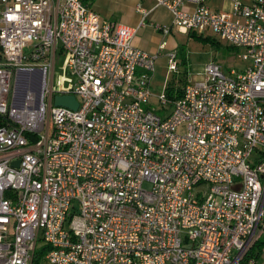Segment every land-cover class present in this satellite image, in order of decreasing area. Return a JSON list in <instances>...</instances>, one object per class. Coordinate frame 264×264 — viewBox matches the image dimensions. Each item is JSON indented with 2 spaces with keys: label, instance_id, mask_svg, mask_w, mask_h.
I'll list each match as a JSON object with an SVG mask.
<instances>
[{
  "label": "built area",
  "instance_id": "1",
  "mask_svg": "<svg viewBox=\"0 0 264 264\" xmlns=\"http://www.w3.org/2000/svg\"><path fill=\"white\" fill-rule=\"evenodd\" d=\"M89 1L0 0V264H33L39 245L46 264H255L264 0H154L173 26L218 34L246 62L207 63L181 95L158 97L159 112L149 100L165 43L133 44L149 11L131 27ZM165 55L177 69V52Z\"/></svg>",
  "mask_w": 264,
  "mask_h": 264
},
{
  "label": "rangeland",
  "instance_id": "2",
  "mask_svg": "<svg viewBox=\"0 0 264 264\" xmlns=\"http://www.w3.org/2000/svg\"><path fill=\"white\" fill-rule=\"evenodd\" d=\"M244 1L248 2L249 0ZM127 5V0L123 3L116 4L113 7L114 12L112 18L118 19L117 22L120 23L121 21L119 20L124 17L123 12ZM108 8L110 9V7ZM161 35L162 33L154 32L151 28L139 34L140 38L148 47H153L162 39L168 44L167 47L165 46V50H163L164 53L165 51H176L178 54L175 59L178 62L177 69H171L169 67L166 53L162 55L163 51L156 61L149 104L158 112L162 108L158 97L166 92V87H172L173 92L176 93L185 84L200 81L207 63L211 61L218 62L222 70L226 73H229V70L232 68L242 70L246 65V62L237 56L238 50L227 52V46L230 44L223 40L220 35L212 33L211 31L194 30L184 33L175 26H172L171 28H167L164 38ZM31 48L32 45H27L23 50L24 52H28ZM62 59L63 57L61 55L56 58V73L60 75H63V71L59 70L58 66ZM19 76L24 81V74L21 73ZM19 87L21 88L22 84ZM257 264H264V249L260 253Z\"/></svg>",
  "mask_w": 264,
  "mask_h": 264
},
{
  "label": "crops",
  "instance_id": "3",
  "mask_svg": "<svg viewBox=\"0 0 264 264\" xmlns=\"http://www.w3.org/2000/svg\"><path fill=\"white\" fill-rule=\"evenodd\" d=\"M126 0H90V7L103 19L111 20L117 22L118 19H114L113 17V7L116 4L123 3ZM128 5L125 8L123 15V18H120V23L136 27L139 20L142 17V13L139 10V7L142 9L148 10L149 14L145 18V24L141 27H138L134 37H133V44L143 49L147 52H156L158 51V46L162 43H165V46L167 47V42L165 40L160 39L157 44H155L153 47H148L145 42L140 38L139 34L144 33L148 31L149 28H151L154 32H160L162 33L161 37H165V32L157 29L155 25H160L161 27L171 28L173 26L172 24V16L170 12L162 7L155 5L154 0H127ZM244 1V0H242ZM246 2V1H244ZM249 2V1H248ZM208 5L213 9H229L230 4L227 1L224 0H208ZM110 7V9L108 8ZM169 49V48H168ZM165 50L162 49L161 52ZM160 52V54H161ZM167 51H165L166 53ZM164 51L162 52V55L165 54ZM260 256V255H259ZM259 258V257H258ZM258 258L256 260L258 261Z\"/></svg>",
  "mask_w": 264,
  "mask_h": 264
},
{
  "label": "trees",
  "instance_id": "4",
  "mask_svg": "<svg viewBox=\"0 0 264 264\" xmlns=\"http://www.w3.org/2000/svg\"><path fill=\"white\" fill-rule=\"evenodd\" d=\"M237 48L228 45L227 46V52L228 51H236ZM183 92V87L178 89L176 94L177 96L181 95V93ZM166 93L169 97H171L173 95V88L172 87H166ZM47 247L45 245H39L35 252H34V256H33V264H46L44 261V255L46 252ZM262 249H264V232H262L261 236L259 237V239L257 240V242L254 244V246L251 248V250L249 251V256L254 257L256 260L259 257Z\"/></svg>",
  "mask_w": 264,
  "mask_h": 264
},
{
  "label": "water",
  "instance_id": "5",
  "mask_svg": "<svg viewBox=\"0 0 264 264\" xmlns=\"http://www.w3.org/2000/svg\"><path fill=\"white\" fill-rule=\"evenodd\" d=\"M54 104L58 106H64L71 109L78 107V102L74 95H57L54 99ZM19 161H15L12 165L17 166Z\"/></svg>",
  "mask_w": 264,
  "mask_h": 264
},
{
  "label": "bare ground",
  "instance_id": "6",
  "mask_svg": "<svg viewBox=\"0 0 264 264\" xmlns=\"http://www.w3.org/2000/svg\"><path fill=\"white\" fill-rule=\"evenodd\" d=\"M21 84H23V78L21 76H19L17 78V82H16V88L19 87Z\"/></svg>",
  "mask_w": 264,
  "mask_h": 264
}]
</instances>
